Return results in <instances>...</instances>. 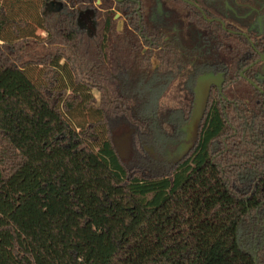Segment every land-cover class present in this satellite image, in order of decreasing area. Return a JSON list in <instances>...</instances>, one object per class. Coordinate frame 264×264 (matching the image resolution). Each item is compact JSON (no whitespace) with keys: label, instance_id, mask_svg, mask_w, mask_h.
Segmentation results:
<instances>
[{"label":"trees","instance_id":"trees-1","mask_svg":"<svg viewBox=\"0 0 264 264\" xmlns=\"http://www.w3.org/2000/svg\"><path fill=\"white\" fill-rule=\"evenodd\" d=\"M52 1L59 12L45 11ZM189 1L200 9L0 0V264H264L258 54L221 0ZM211 73L225 82L193 148L150 156L184 138L193 87ZM120 119L134 130L131 166L113 143Z\"/></svg>","mask_w":264,"mask_h":264},{"label":"rangeland","instance_id":"rangeland-1","mask_svg":"<svg viewBox=\"0 0 264 264\" xmlns=\"http://www.w3.org/2000/svg\"><path fill=\"white\" fill-rule=\"evenodd\" d=\"M240 4H236L234 8H231V3L228 2L227 9L229 8L231 12L236 14V17L241 19L242 23V29H246V27L250 24L251 16L253 15V8H258L262 13L264 14V0H239ZM231 7H230V6ZM61 4L55 2H50L46 5L45 11L47 13L49 12H59ZM89 14V12H87ZM263 18V17H262ZM86 20V19H84ZM88 22L91 20H87ZM251 25V24H250ZM254 30L257 32H261L264 35V27L262 28L260 24L257 22L255 27H253ZM39 33H42L40 30H38ZM96 98H99V93L95 92ZM131 124L127 121L120 119L117 120L113 125L112 130V137L115 142V145L117 146V149L120 153H122V161L125 162L127 165L131 166L133 163H137V160L139 159L136 154L137 151L133 146V134L134 130L130 126ZM182 145H175L170 146L165 151H160L158 147L154 146H147V151L155 159L159 160H165V161H172V156H174V153L177 151L183 152L184 148L189 144L186 143V141H182Z\"/></svg>","mask_w":264,"mask_h":264},{"label":"flooded vegetation","instance_id":"flooded-vegetation-1","mask_svg":"<svg viewBox=\"0 0 264 264\" xmlns=\"http://www.w3.org/2000/svg\"><path fill=\"white\" fill-rule=\"evenodd\" d=\"M117 1H120L121 2L123 0H117ZM180 1H182L184 3H187L189 5L195 6L196 8L200 9L198 6L194 5V3L192 1H189V0H180ZM52 2H55V1H52ZM221 2H222V11H223L224 16H225V19H226L225 22H229L230 25L234 29H236V31H233V30H229V31L230 32L237 33V34L243 36L251 44L253 50L258 54V59L256 60V62L254 64H251L248 68H250L253 65L257 64L258 65V70H259L258 71L259 72L258 78L263 79L264 78V35H263L262 31L259 33L256 30H254L253 27H255V25L257 24V22L260 24V26L262 28L264 27V14L258 8H253V15L251 16V19H250V24L251 25L249 24L246 27V29L243 30L242 29L243 28L242 27V23L243 22L241 21V19L237 18L236 17V14L233 13V12H231L229 8L227 9L228 2H230L231 3V6H233V7H231L230 5L229 6L231 8H234L236 6V4H240L239 3V0H221ZM164 13L165 12H164V6H163V4H161L160 2H158L155 5V7H154L153 16L154 15H156V16H162ZM201 13H202V16H203L204 19H206L208 21H211V22L218 21V22L221 23L222 28L225 29V22L223 20H220V19H207L206 15L204 14V12L202 10H201ZM81 15H80V22H81V24L84 25L87 28V30L90 32V27L88 26L87 19L84 20V17H85L84 15H83V17L81 19ZM165 15H167V13ZM87 16H89V18H90L91 21H93L92 15L90 13ZM222 23H224V26L222 25ZM223 76H224V74H223ZM241 76H244V71L241 72ZM224 79H225V76H224ZM224 82H225V80H224ZM249 82L252 83V81H250V80H249ZM223 85H224V83H223ZM213 87H216V86H213ZM194 88H195V86L193 87V93H194ZM216 88H218V87H216ZM222 88H223V86H222ZM218 90H219V88H218ZM219 92H222V89L219 90ZM194 101H195V94H194ZM182 141L183 142L186 141V143H189V141L187 140V133L184 135V138L182 140H180L178 143H176V144H174L172 146L182 145L183 144ZM186 150H187V146L184 148L183 152L186 151ZM183 152L177 151L176 153H174V156H172V161H176L179 158V156L182 155ZM187 153H185V154H187Z\"/></svg>","mask_w":264,"mask_h":264},{"label":"water","instance_id":"water-1","mask_svg":"<svg viewBox=\"0 0 264 264\" xmlns=\"http://www.w3.org/2000/svg\"><path fill=\"white\" fill-rule=\"evenodd\" d=\"M90 14L92 15V13ZM87 20H90V18L88 17ZM222 25L224 26V23H222ZM88 26L90 27L89 33L92 34L94 32L93 21H89ZM224 80L225 79L222 73L219 74L211 73V74L201 75L200 77H198L194 88V94H195L194 109L192 111V115L189 122L184 126V131L187 133V140L189 141V144L187 145V150L184 151L183 153L189 152L193 148L196 142V138L198 136V129L204 117L205 110L207 108L211 88L213 86H216L219 88V90H221ZM113 143L115 145L114 140ZM115 147L117 149L116 145ZM118 153L122 159V153H120L119 151Z\"/></svg>","mask_w":264,"mask_h":264},{"label":"crops","instance_id":"crops-1","mask_svg":"<svg viewBox=\"0 0 264 264\" xmlns=\"http://www.w3.org/2000/svg\"><path fill=\"white\" fill-rule=\"evenodd\" d=\"M60 8H61V7H60ZM83 15L85 16L84 18L88 19V18H87V15L84 14V13L81 15V19H82Z\"/></svg>","mask_w":264,"mask_h":264}]
</instances>
